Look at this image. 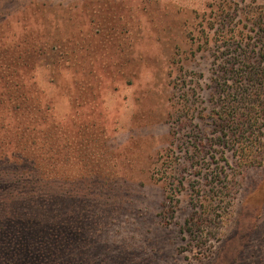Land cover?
Instances as JSON below:
<instances>
[{"label": "rangeland", "instance_id": "obj_1", "mask_svg": "<svg viewBox=\"0 0 264 264\" xmlns=\"http://www.w3.org/2000/svg\"><path fill=\"white\" fill-rule=\"evenodd\" d=\"M237 60L264 73V0H0V161L19 165L23 146L50 205L61 192V211L36 213L64 223L66 263L264 264V163L235 177L202 259L180 233L188 196L163 206L177 77L200 85L196 112L214 132Z\"/></svg>", "mask_w": 264, "mask_h": 264}, {"label": "trees", "instance_id": "obj_2", "mask_svg": "<svg viewBox=\"0 0 264 264\" xmlns=\"http://www.w3.org/2000/svg\"><path fill=\"white\" fill-rule=\"evenodd\" d=\"M234 64L229 66L216 103L214 132L208 131L204 110L196 112L200 85H188L182 73L174 84L177 96L172 102L176 111L171 118V145L162 158L160 177L164 182L163 206H179L181 196H188L190 213L180 233L198 251V259L205 255L211 236L220 241L219 227L231 214L235 177L264 163V103L259 99L264 73L257 76L253 69L242 72L246 66ZM4 98L15 103L19 97L4 94ZM15 106L13 111L21 113L20 103ZM25 150L21 146L15 153L19 165L13 166L8 158L0 161V167H5L0 169V264H69L57 253L62 250L60 239H67L64 223L54 225L36 213L55 215L61 211V192L56 202L59 205H54L55 197L48 198L49 182L28 162ZM178 150L183 158L174 157ZM57 221H62L61 217Z\"/></svg>", "mask_w": 264, "mask_h": 264}]
</instances>
